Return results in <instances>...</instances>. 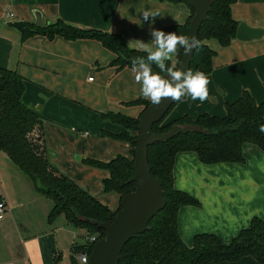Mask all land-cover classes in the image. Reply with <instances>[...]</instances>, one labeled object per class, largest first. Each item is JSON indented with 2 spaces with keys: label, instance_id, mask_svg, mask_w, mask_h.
<instances>
[{
  "label": "crops",
  "instance_id": "1",
  "mask_svg": "<svg viewBox=\"0 0 264 264\" xmlns=\"http://www.w3.org/2000/svg\"><path fill=\"white\" fill-rule=\"evenodd\" d=\"M145 9L158 10L161 15L154 20L150 17L151 23L143 21L140 12ZM34 12L40 13L43 23L60 18L74 26L119 33L130 46L142 49L141 42L152 45L153 29L184 24L190 6L183 0H0V66L16 70L24 79L22 99L42 120L49 161L81 187L64 171V165L81 158L82 141H91L89 132L81 131L80 126L127 132L103 120L101 114L136 117L143 104L127 103L150 100L142 96L132 67L115 70L108 65L113 55L98 41L48 39L39 34L23 40L20 31L6 24L11 20L34 23ZM231 14L237 21L261 29L262 35L246 41L235 37L228 46L217 48L212 70L206 75L208 99L184 97L171 108L164 124L183 114L222 116L224 103L237 99L243 90L257 102L264 100V0H237L231 5ZM174 60L175 56L170 61ZM74 136L78 141L73 142ZM243 156L241 163L205 164L193 151L175 155L174 187L198 201L178 209V232L187 245L202 232L228 242L252 217L264 219V149L246 143ZM0 197L7 205L0 219V264H73V246L83 243L77 227L62 214L49 217L52 200L1 149ZM113 206L115 210L118 200ZM212 264L260 263L243 256L234 262Z\"/></svg>",
  "mask_w": 264,
  "mask_h": 264
},
{
  "label": "trees",
  "instance_id": "2",
  "mask_svg": "<svg viewBox=\"0 0 264 264\" xmlns=\"http://www.w3.org/2000/svg\"><path fill=\"white\" fill-rule=\"evenodd\" d=\"M236 1L213 0L198 30L200 47L194 50L190 71H201L205 75L210 73L217 48L226 47L235 39L239 21L232 17L231 5ZM193 15L194 9L190 7L188 20L184 24H166L160 30L188 36L189 22ZM37 34L48 39L59 36L66 40L98 41L112 53L113 58L108 65L115 70L132 67L133 58L144 57L146 60L147 56L146 51L130 46L119 33L74 26L60 18L42 26L26 23L21 32L23 40ZM213 41L216 47L212 46ZM183 52L182 48L179 49L174 62L165 61L166 66L175 65L177 68ZM152 69L159 73L155 64H152ZM24 91L25 81L16 70L0 66V149L32 179L38 191L52 200L50 218L62 214L75 227L101 238L104 230L84 219L111 221L120 208L122 196L135 189L136 184L131 178L134 174L132 166L139 115L131 117L119 112L101 114L103 120L127 131L114 133L102 129L101 133L122 139L129 145L127 156L116 155L106 162L88 159L89 164L108 172L102 181L103 189L118 195V206L111 210L51 164L42 120L23 101ZM127 104H143L144 110L150 102L140 98ZM224 111L222 116L203 112L193 118L183 114L164 124L165 115L153 124L152 133L166 132L174 124L191 125L196 130L179 133L167 141L147 146L150 172L161 183L166 204L150 219L143 233L133 235L124 245L118 264H212L234 262L243 256H252L264 264V219L260 217H252L248 226L240 229L228 242H223L214 233L202 232L196 233L192 244L187 245L178 232V209L183 205L198 203L195 197L174 187L173 164L178 152L193 151L205 164L241 163L244 160V144L252 143L264 149V132L260 131V126L264 125V100L257 102L248 90H243L237 99L224 103ZM92 246L84 242L75 244L73 264H79L75 254L91 252Z\"/></svg>",
  "mask_w": 264,
  "mask_h": 264
},
{
  "label": "water",
  "instance_id": "3",
  "mask_svg": "<svg viewBox=\"0 0 264 264\" xmlns=\"http://www.w3.org/2000/svg\"><path fill=\"white\" fill-rule=\"evenodd\" d=\"M194 9V15L189 22L188 36L198 39V30L206 19L213 0H185ZM7 26L22 32L25 22L11 20ZM34 24L44 25L39 12H34ZM262 30L239 22L235 37L246 41L258 38ZM195 48L185 54L178 62L177 69L188 71ZM162 74L161 76H164ZM170 80V77H165ZM183 79V78H182ZM171 98L162 99L159 105L150 104L139 114L138 136L136 138V150L133 161V176L131 180L136 186L132 192L122 196L120 208L114 218L109 222L96 219H84L104 230V235L92 246L88 264H118L120 253L129 239L136 234L143 233L148 228L150 219L164 208L166 200L161 183L151 174L147 160L146 148L154 142L167 141L179 133L196 130L191 125L174 124L163 133H152L154 123L160 121L174 104Z\"/></svg>",
  "mask_w": 264,
  "mask_h": 264
},
{
  "label": "clouds",
  "instance_id": "4",
  "mask_svg": "<svg viewBox=\"0 0 264 264\" xmlns=\"http://www.w3.org/2000/svg\"><path fill=\"white\" fill-rule=\"evenodd\" d=\"M140 13L143 21H149L150 17L154 20L161 15L158 10L150 9L142 10ZM152 37L151 46L146 47L141 42L142 49L147 52L146 60L144 57L132 59V72L136 83L141 85L142 96L154 105H159L165 98H171L173 101H179L182 97L200 101L208 99L209 80L203 72L181 71L175 65L169 67L165 64V61H170L181 48L185 54L199 48L200 41L195 36L165 33L157 29L152 30ZM152 64L159 69V73L165 75L153 72ZM165 77H170V80ZM260 131L264 132V125L260 126ZM83 261L87 264V257H84Z\"/></svg>",
  "mask_w": 264,
  "mask_h": 264
},
{
  "label": "rangeland",
  "instance_id": "5",
  "mask_svg": "<svg viewBox=\"0 0 264 264\" xmlns=\"http://www.w3.org/2000/svg\"><path fill=\"white\" fill-rule=\"evenodd\" d=\"M80 129H82L81 131L86 130L89 132L87 139L89 140L91 138V141H82L81 158L73 161L70 165H64L65 170H63L71 173L81 187L85 188L92 196L97 197L102 202L107 201L110 205H106L112 210L114 203L118 200V195L113 191L106 192L103 189L102 181L107 175V171L101 167L89 164L88 159L109 161L116 154H127L129 152V145L122 139L102 134L101 130H99L100 128H97V130L93 125H83V127L80 126ZM76 141L78 139L74 136L73 142ZM62 159L64 161L65 157ZM77 232L80 241H82L83 238L80 235L83 233V230L81 231L77 228Z\"/></svg>",
  "mask_w": 264,
  "mask_h": 264
},
{
  "label": "built area",
  "instance_id": "6",
  "mask_svg": "<svg viewBox=\"0 0 264 264\" xmlns=\"http://www.w3.org/2000/svg\"><path fill=\"white\" fill-rule=\"evenodd\" d=\"M89 79H91V78H89ZM6 209H7V205H6L4 198L0 197V219L3 217ZM82 238H83V242L87 243V244H94L98 240L96 235L89 233L85 230H83ZM89 255H90V252L81 251V252H78L77 254H75V259L79 264H84L83 258L87 257V264H88L89 263Z\"/></svg>",
  "mask_w": 264,
  "mask_h": 264
}]
</instances>
